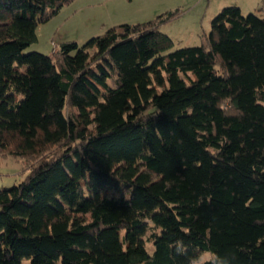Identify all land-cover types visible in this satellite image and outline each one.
Returning a JSON list of instances; mask_svg holds the SVG:
<instances>
[{"label":"trees","instance_id":"trees-1","mask_svg":"<svg viewBox=\"0 0 264 264\" xmlns=\"http://www.w3.org/2000/svg\"><path fill=\"white\" fill-rule=\"evenodd\" d=\"M74 1L0 0V154L29 170L0 187V264H264V17L25 53Z\"/></svg>","mask_w":264,"mask_h":264},{"label":"rangeland","instance_id":"rangeland-1","mask_svg":"<svg viewBox=\"0 0 264 264\" xmlns=\"http://www.w3.org/2000/svg\"><path fill=\"white\" fill-rule=\"evenodd\" d=\"M216 2L217 0H75L65 5L48 22L39 24L38 41L25 49V53L38 51L51 54L54 44L59 46L67 41H75L82 46L90 38L103 35L110 27L148 22L160 14L176 10L181 14L159 27L160 31L173 40V47L168 51L201 45L211 30L213 17L222 9ZM243 13H257L264 17V11L259 10ZM23 164L20 159L0 154L1 188L12 187L26 178L29 170L24 169ZM147 248L152 253L154 245L149 243ZM209 259H213L211 253H200L191 264H202ZM24 264H29V260L24 259Z\"/></svg>","mask_w":264,"mask_h":264},{"label":"crops","instance_id":"crops-1","mask_svg":"<svg viewBox=\"0 0 264 264\" xmlns=\"http://www.w3.org/2000/svg\"><path fill=\"white\" fill-rule=\"evenodd\" d=\"M216 4H218L217 6H220V8H223L227 5H237L241 8L242 12H250L256 10H259L261 12L264 11V0H217Z\"/></svg>","mask_w":264,"mask_h":264}]
</instances>
